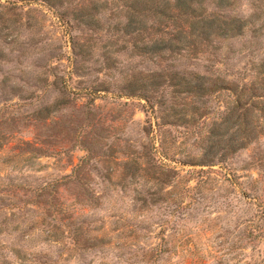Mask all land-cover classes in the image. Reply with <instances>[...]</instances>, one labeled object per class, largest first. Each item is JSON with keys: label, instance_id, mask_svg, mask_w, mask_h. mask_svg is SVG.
I'll list each match as a JSON object with an SVG mask.
<instances>
[{"label": "rangeland", "instance_id": "rangeland-1", "mask_svg": "<svg viewBox=\"0 0 264 264\" xmlns=\"http://www.w3.org/2000/svg\"><path fill=\"white\" fill-rule=\"evenodd\" d=\"M0 264H264V0H0Z\"/></svg>", "mask_w": 264, "mask_h": 264}, {"label": "trees", "instance_id": "trees-1", "mask_svg": "<svg viewBox=\"0 0 264 264\" xmlns=\"http://www.w3.org/2000/svg\"><path fill=\"white\" fill-rule=\"evenodd\" d=\"M177 2V1H176ZM195 25V24H194ZM190 26H191V24H190Z\"/></svg>", "mask_w": 264, "mask_h": 264}]
</instances>
